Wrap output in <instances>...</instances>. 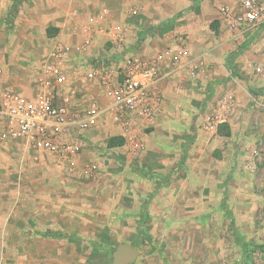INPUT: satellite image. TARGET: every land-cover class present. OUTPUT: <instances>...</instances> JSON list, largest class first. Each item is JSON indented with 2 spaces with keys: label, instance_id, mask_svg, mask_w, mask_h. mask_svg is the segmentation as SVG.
Instances as JSON below:
<instances>
[{
  "label": "crops",
  "instance_id": "obj_1",
  "mask_svg": "<svg viewBox=\"0 0 264 264\" xmlns=\"http://www.w3.org/2000/svg\"><path fill=\"white\" fill-rule=\"evenodd\" d=\"M223 4H229L237 11L242 9V0H0V64L4 70L0 85L27 95L36 93L43 67L38 71L39 75L35 76L33 72L22 69V61L18 62L15 55L8 57L3 53L19 51L22 54L28 53L29 50L34 49V46L39 45L40 39L43 42L47 39L49 42L52 41L51 45L55 40L61 39L73 49L69 60L71 68H88L93 65L96 58L117 61L119 56L116 51H121L119 45L102 32L95 21V17L103 9L107 10L105 21L109 25L123 26L126 47L123 49L129 52L137 51L138 54L132 55L155 54L167 46L176 44L179 39H182L189 48L193 62L198 61L206 51L211 53L203 59L205 63L200 68L203 69L201 78L190 77L188 67H184L161 81L160 86L164 95L162 109L155 119L154 126L147 128L149 132L145 129L141 133L147 148L140 157H134L125 143L109 147L108 141L103 142L105 133L120 136V127L112 121L109 113L104 114L103 117L109 115L110 121L101 120L102 117L97 126L82 132L85 139L80 138V142L90 145L92 150L79 153L77 163H83L90 156H94L93 149L103 145L112 154L117 153L110 159L113 164H121L116 160L120 158L124 162L122 164L126 166L123 172L99 174L98 167L102 162L100 161L99 164L95 163L98 167L91 172L93 176L96 173L98 178L105 176V180L101 179L103 182H115L105 194L101 192L107 198L103 205L107 221L103 227L128 230L125 236H134L133 232L144 224L156 227L157 222L149 215L154 213L152 208L154 204L149 206L151 203H148L152 195V198L154 196L165 198L167 202L168 199H172L170 202L172 211H175V206L178 205L179 210L176 211L178 213L195 212L188 207V204H183L182 199L193 198L190 181L196 176L194 173L204 176L207 180V184H203L201 193H204V187L215 188L210 184L212 169H209L203 159L206 157L210 166L220 163L222 167L218 170L219 179L223 182L220 194L221 197L224 195L228 197L230 211L235 219L233 226L240 233V237H245L251 242L264 240V221L256 224L254 219V214L264 211V199L256 190L250 193L248 189H245L249 182L245 183V176L238 171L244 162L242 148L237 149V157L231 152L233 150L231 145L234 148L237 147L239 131L243 127L241 119L235 121L239 116L243 119L242 110L241 108L236 111L232 109L229 114L228 111H223L226 116L223 122L228 123L231 130L230 136L218 131L221 122L214 128H209L206 123L211 112L215 110L222 112L221 106L216 104L221 98L218 93L220 88L223 91L224 87H228L231 80L235 79V76H232L233 70L237 68L239 73L253 71L254 65L264 59V19L257 27L243 25L238 29H231L219 11ZM131 6L137 7L131 9ZM183 6H187V11L179 12ZM169 17L171 19L167 21ZM49 28L55 29L52 37L48 36ZM89 33H92V40L87 47H82L84 38ZM106 43L113 44L110 50L105 48ZM218 80L226 82L220 83L217 82ZM78 83L84 85L87 96L97 98L102 104L110 101L100 83L84 81H78ZM245 91L248 93L247 89H244ZM192 124L197 132L196 135L191 129ZM2 128L3 122H0V131ZM0 144L18 152H22L24 146L27 147L22 140L6 142L0 138ZM216 149L219 152L218 157L213 154ZM45 154L41 155L39 161L33 157H24L21 161L28 166V170L35 166L64 167L67 165L51 154L49 156L52 158L42 159ZM100 158L103 159V157ZM248 160L245 163L246 168L249 164ZM224 165H229V168L232 165L235 172L231 174L228 169H223ZM136 166L141 171H134ZM144 169L149 172H143ZM179 169L186 173L180 175ZM206 172L207 176L204 175ZM50 175L42 174V177H50ZM91 175L86 174L89 177ZM61 176L65 177L62 174L58 177ZM118 191H122L121 194H117ZM46 193L45 190L26 191L27 204L31 203V198L34 199V203L38 197L43 198L41 212H38L39 208L29 211L33 213V220L28 219L31 220L28 221V228L54 230L53 242L63 247H60L57 253H53L58 256L52 259L61 260V257L66 255V241L62 239L60 233L61 229L66 231L67 228L66 195L60 190L55 194L54 192ZM100 195L96 194L98 198ZM248 197H251L250 201L247 200ZM19 198L20 196L16 194V205ZM260 198L263 200L255 202ZM175 199H177L176 203H174ZM19 209L21 210L17 205L16 211ZM199 211L212 212V209L209 204H204ZM40 213L44 215L43 220H35L36 214ZM179 223L181 229L195 230L193 220H182ZM206 223L207 226L201 228L214 231L213 234L210 230L203 231L205 235L203 240L209 246L218 244L220 258L224 261L228 260L229 251H231L228 248L231 244L235 246V255L242 257V239L238 240L236 236L230 235L228 232L230 221L224 220L221 224L212 223V221ZM57 230L59 232H56ZM48 234L51 235V232ZM190 234L194 235V231ZM125 236L124 238L117 236L118 241L131 243L132 241ZM209 252H211L210 247Z\"/></svg>",
  "mask_w": 264,
  "mask_h": 264
},
{
  "label": "rangeland",
  "instance_id": "obj_2",
  "mask_svg": "<svg viewBox=\"0 0 264 264\" xmlns=\"http://www.w3.org/2000/svg\"><path fill=\"white\" fill-rule=\"evenodd\" d=\"M132 7L137 6H131V9ZM181 9L179 12H185L187 11V6H183ZM169 19L171 17L167 21ZM54 30L53 28H49L48 36L52 37ZM51 42L48 39L46 42L40 39L38 42L39 45L34 46V49L29 50L28 53L22 54L19 51L3 54L8 57L15 55L18 58V62L19 60L22 61L21 65L24 71L27 69L37 76L39 75L38 71L40 68L44 66L47 54L52 46ZM108 44H105V48L110 50L113 44ZM122 53L127 55L138 54L137 51H116L118 56H121ZM202 71L200 69L199 76L195 79L201 78ZM232 76H235V79L231 80V84L228 87H224L225 89L223 91L220 88L218 93L219 96L226 94L231 96L232 109L236 111L241 108V114H243V119L239 116L235 120L237 122L241 119L243 127L239 131L240 136L237 147L234 148L231 145V150L233 148L231 152L236 154L237 149L242 148L244 162L238 171L245 176V183L249 182L246 184L245 189H248L250 193L252 190H256L261 193L264 199V113L261 107H257L251 102L249 95L250 93H258L264 97V77L257 76L254 71H243L239 73L237 68L234 70ZM217 82L220 81L218 80ZM244 89H247L248 93L246 91L244 92ZM103 119L110 121V116L105 115L101 120ZM222 123H219V125ZM191 129L195 131L196 135L197 132L193 128V124ZM146 130L149 132L148 129ZM230 135L231 132L226 136ZM104 136L105 139L103 142L105 143L111 135L110 133H105ZM80 138L85 139L82 133L80 134ZM254 147L261 150L260 157L259 159L254 158L255 164L252 168L249 167L251 164H247L246 168V160L249 159L248 162L250 161ZM96 148L93 149L95 152L94 156H90L83 163L78 162L76 166H69L68 164L64 167L44 165L35 166L28 170V166L23 164L21 159L24 157H33L39 161L41 155L36 158L31 150L25 146L22 152H18L0 144V264H112V252L121 243L118 241V237L124 238L125 232L128 231L103 227L107 221V214L104 212L105 206H103L107 198L102 193L105 194L107 190H110L115 182H103L101 179H104L105 176L98 178L96 173L94 174L95 176H86V169L92 162L99 164L100 161H102L100 162L101 166H96V168L98 167L100 169L99 174L123 172L126 166L122 164L124 162L120 158L116 159L121 163L118 165L110 161L111 157L117 155V153L112 154L103 145L96 146ZM146 148L147 144L144 141L142 152ZM90 150H92L90 145H84L81 142L80 153H87ZM213 154L218 157V149L214 150ZM42 157V159L52 158L47 153ZM100 157H103V159ZM134 157H140V155ZM203 159L209 169H212V174L210 173L212 178L210 184L214 185L215 188L204 187V193L202 192V194L203 184H207V180L204 179V176L201 177L199 174L194 173L196 176L190 181L194 193L193 198L191 200L182 199L183 204H188V207L195 211L193 213L182 214L176 212L179 210L178 205L175 206V211H172L173 209L170 207L172 199H168L167 202L165 198L162 199L157 196L152 198L153 195L150 196L148 203H151L149 206L154 204L152 207L154 208V213H150L149 215L157 222V225L156 227H149L144 224L133 232L134 236H125L139 249L137 259L130 264H264V240L260 239L256 242L247 241L245 237H240V233L233 226L235 219L233 213L230 211L228 197L226 195L221 197L220 194V187L223 183L219 179L220 172L218 170L222 168L219 165L220 163L217 165L211 164L212 166H210L209 160L206 157H203ZM230 161L232 162V160ZM134 169L136 172L141 171L137 166ZM223 169H228L231 174L235 172L232 165L230 168L229 165H224ZM144 170L142 171L145 173L149 172L147 169ZM178 172L180 175L186 173V171H181L180 169ZM42 174L51 175L50 177L44 178ZM59 174L65 177H58ZM206 174L207 172L204 175L207 176ZM206 179L208 178L206 177ZM32 189L45 190L47 191L46 194H50L49 192H54L53 194H55L60 190L66 195L67 228L66 231L63 229L60 230L62 239L64 238L66 241V255L61 257V260L57 258L52 259L58 256L57 254L53 255V253H57L58 249L63 247V245H58L53 242L55 236L52 233L54 230H32L33 228H28V221L33 220V213L29 211L39 208L38 212H41V202L43 200L42 197H38L34 203V199L31 198V203L27 204L26 191ZM121 192L118 191L117 194H121ZM16 194L20 196L17 204L21 208L19 211H16ZM96 194L101 195L98 198ZM250 198L248 197L247 200L250 201ZM115 199L118 200L116 197ZM263 199H256L255 202H260ZM176 200L174 203H176ZM204 204H209L212 212L199 211ZM51 207H53V203H51ZM162 207L166 208L163 209ZM43 216L42 213L36 214L35 220H43ZM254 219H256V224L264 221V211L254 214ZM182 220H193L195 222V230L179 228L181 226L179 222ZM224 220L230 221V229L228 230L230 235L233 237L236 236L238 240L242 239V257L235 255V246L231 244L228 248V250H231L229 251L230 255L228 256V260L224 261L219 256L220 247L218 244L217 246H209L203 240L205 236L203 235V231L208 232L210 230L212 232L211 234L214 231L213 229L205 228L204 230V228H201L207 226L206 222L212 221V223L221 224ZM192 231H194V235L190 234ZM49 232H51V235L48 234ZM56 232H59V230ZM220 232L223 231L220 230ZM111 234L115 236L113 237ZM209 247L211 248V252H209ZM212 257L215 258L212 259Z\"/></svg>",
  "mask_w": 264,
  "mask_h": 264
},
{
  "label": "built area",
  "instance_id": "obj_3",
  "mask_svg": "<svg viewBox=\"0 0 264 264\" xmlns=\"http://www.w3.org/2000/svg\"><path fill=\"white\" fill-rule=\"evenodd\" d=\"M219 11L231 29L243 25L257 27L264 19V0H242L240 11L223 4ZM106 14L107 10L103 9L95 17L99 29L116 42L121 51H126L123 49L126 48L123 26L109 25L105 21ZM91 40L92 33H89L82 47H87ZM72 52V47L61 39L54 41L33 95L0 85L1 140H22L36 158L48 153L69 166L77 165L80 134L93 127L106 113L119 125V135L129 151L134 156L141 155L144 148L141 133L154 126L162 109L161 81L184 67H188L190 77L197 78L205 63L203 59L211 54L206 51L193 62L189 48L179 39L176 44L152 55L122 53L117 61L96 58L93 65L81 69L69 66ZM253 71L264 77V59L254 65ZM3 72L0 64V79ZM78 81L100 83L110 101L102 104L97 98L87 96L84 85ZM249 95L251 102L264 113V97L258 93ZM231 100L228 94L219 98L216 104L221 106L222 112L215 110L208 115L209 128L226 120L223 111L230 113ZM251 154L249 167L252 168L254 158L259 159L261 150L254 147ZM95 168L96 164L92 163L86 174L91 175Z\"/></svg>",
  "mask_w": 264,
  "mask_h": 264
},
{
  "label": "water",
  "instance_id": "obj_4",
  "mask_svg": "<svg viewBox=\"0 0 264 264\" xmlns=\"http://www.w3.org/2000/svg\"><path fill=\"white\" fill-rule=\"evenodd\" d=\"M139 255V249L129 242L119 244L112 252V264H130Z\"/></svg>",
  "mask_w": 264,
  "mask_h": 264
},
{
  "label": "trees",
  "instance_id": "obj_5",
  "mask_svg": "<svg viewBox=\"0 0 264 264\" xmlns=\"http://www.w3.org/2000/svg\"><path fill=\"white\" fill-rule=\"evenodd\" d=\"M233 72H234V70H233ZM218 131L223 135H229L231 132L229 125L226 122H223L222 124L219 125ZM123 143H124V139L118 135H113V136L109 137V139H108V146L109 147L122 145Z\"/></svg>",
  "mask_w": 264,
  "mask_h": 264
}]
</instances>
